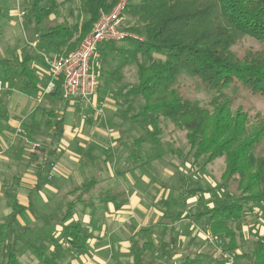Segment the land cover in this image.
Wrapping results in <instances>:
<instances>
[{"label": "crops", "instance_id": "0c3cea01", "mask_svg": "<svg viewBox=\"0 0 264 264\" xmlns=\"http://www.w3.org/2000/svg\"><path fill=\"white\" fill-rule=\"evenodd\" d=\"M59 9L53 15H60ZM63 13L74 17L71 10ZM53 15L47 25L34 23L40 30L30 38L21 6L0 11V63L19 66L10 73L0 65V225L14 208L20 210L9 232L18 264H220V258L234 264L225 259L229 252L223 253L226 233L216 232L202 214L238 199L200 210L203 177L189 191L190 178L171 166L173 160L168 164V154L175 152H168V137L158 122L139 115L145 102L137 88L102 83L95 105L65 100L61 88L43 95L47 65L19 43L36 42L31 51L42 48L50 57L68 54L70 43L48 50L41 36L50 27L73 24L79 14L57 23ZM101 49L104 55L115 53L108 46ZM14 52L31 57L32 80L21 74L23 61H14ZM208 190L212 198L219 195L211 186ZM74 226L81 232L72 238L67 229Z\"/></svg>", "mask_w": 264, "mask_h": 264}, {"label": "trees", "instance_id": "16d2710c", "mask_svg": "<svg viewBox=\"0 0 264 264\" xmlns=\"http://www.w3.org/2000/svg\"><path fill=\"white\" fill-rule=\"evenodd\" d=\"M51 1L46 6V0H31L35 26H41L60 6L75 0H64L61 5ZM116 2L85 0L82 11L86 20L81 22L78 15L73 24L50 27L41 40L53 51L70 43L71 53L90 33L101 12L111 11ZM128 11L138 25L127 31L144 37H126L104 46L111 48L125 64H137V93L145 102L140 116L153 122L161 116L187 131L196 161L203 157L206 163L220 157L226 159L225 179L237 178L241 196L236 202L202 216H209L216 232L224 230L232 235L226 223L238 224L245 206L264 202V155L258 153L264 143V117L258 114V125L248 129V113L242 109L233 113L230 109L236 97L216 104L214 112H210L198 102L184 99L172 86L185 74L197 79L207 91L223 95L244 90L264 99V0H139L136 4L130 0ZM245 38L260 43L261 49L236 52L233 48ZM118 43L123 46L118 47ZM140 58L147 60L141 62ZM30 62L31 57L23 61L21 74L32 80ZM0 65L10 73L19 67L9 62ZM19 213L14 208L0 225L2 264H18L9 232ZM67 232L73 238L81 229L74 226ZM254 258L253 264H264V239L254 251Z\"/></svg>", "mask_w": 264, "mask_h": 264}, {"label": "rangeland", "instance_id": "374dc122", "mask_svg": "<svg viewBox=\"0 0 264 264\" xmlns=\"http://www.w3.org/2000/svg\"><path fill=\"white\" fill-rule=\"evenodd\" d=\"M57 4H60L64 0H54ZM85 0H75L73 4H65L62 5L59 9L61 13H65L67 10L68 12L73 9L75 12H72L74 17H61L60 15H53L54 22H59L61 19L65 20V22H69V18H76L77 15H81V20H86L87 16L82 11V5ZM139 0H132L134 4L138 3ZM51 3H53L51 0H46V3H44L46 6H49ZM18 6H21L26 11V16L23 21V28L28 29V36L31 38V35L29 33L34 30H40L39 28L34 29V18L33 14L31 12V0H5L0 1V11H5V9H13L14 11L17 10ZM114 8V6H113ZM112 8V9H113ZM80 11V12H79ZM128 11V9H127ZM126 11V17L124 20V24L122 26L123 31H127L128 28L137 26V20L132 18L131 12ZM63 13V14H64ZM100 18V16H99ZM94 23V26L90 33L93 32L95 29L96 24L99 22V19ZM75 21V20H74ZM73 21V22H74ZM83 22V21H81ZM49 24V20L45 21L44 25ZM17 29V28H16ZM16 30L13 28V36L14 39L16 37L15 35ZM40 33V32H39ZM38 33V34H39ZM89 33V34H90ZM34 35V33H32ZM23 32L19 29L18 36L20 39H22ZM41 35V34H40ZM131 35L143 38V34L138 33H131ZM119 45L121 43H118ZM19 47L26 48L28 51L30 49V52L32 55H36V60L38 63L42 64L43 57V49H37L31 51V46L27 44V46L22 45V40L19 43ZM22 45V46H21ZM119 45H117L119 47ZM236 52L239 54H243L248 49L253 50H260L261 45L257 41H254L250 38H245L241 42H239L235 47L233 48ZM46 53V52H45ZM20 55L17 57V53L14 52V61H18V64L21 65V61H24L27 54L25 52L19 53ZM47 54V53H46ZM117 54H106L102 53V49L100 51V71H101V78H100V85L101 88L102 83L107 86L108 81L110 82L108 86H114V87H133V89H136L139 81H138V66L136 63L134 64H128L129 66H124L118 57ZM160 57V56H156ZM161 58V57H160ZM141 62L146 61L145 58L139 59ZM12 63H14L12 61ZM17 63V62H16ZM121 69H118L121 67ZM124 67V68H123ZM109 71H112L110 74V77H107V80H104V77L109 74ZM122 72L123 74H120ZM121 81H118L120 78ZM119 82H117V81ZM4 85V84H3ZM99 88V89H100ZM98 89V91H99ZM172 89H175L178 93L181 94V96L184 99H188L191 102H198L200 106L204 107L205 109H208L210 112H214L215 105L216 104H225L233 97H236V100L231 106V111L235 113L238 109H242V111L245 113H248V129H252L256 126L257 123H259L258 114L264 117V99L250 96L246 91L241 90L237 91L236 93L228 91L227 94L220 95L218 92L214 91H207L204 88L201 87L199 81L195 78H192L188 75L183 74L180 76L178 81L172 86ZM141 98V97H140ZM142 99V98H141ZM159 125V126H158ZM157 127L161 129V131L164 133L165 136L168 137V152H171L172 150L175 152L173 154H168V164L173 160L175 164H171V166L176 167L179 169V173L189 177V184L188 190L192 191L197 188V184L195 180H199L200 177H203L204 184L202 183L203 188H205L204 193H199L197 195L198 201L201 207V211L209 210V208H212V206L218 204V202H224L225 200H232V199H239L241 196V191L239 189V182L237 179H231L230 181L223 180L222 175L225 171V158L221 157L216 159V161L213 162V164H206V158L203 157L201 160L196 161L194 153L195 150L191 149V145L188 140V132L179 129L174 126V124L170 120H165L163 117L160 116V120L158 121ZM258 125V124H257ZM167 141V140H165ZM164 149H167V146L164 145ZM262 155H264V143L260 147V151L258 152ZM179 155V156H178ZM178 163V164H177ZM204 164V165H203ZM201 179V178H200ZM180 183H178V186ZM210 186L213 187L217 192H219V195L214 196L213 198L210 196L212 195L211 192H209L208 189H210ZM182 197L185 199V189L181 190ZM178 196V195H177ZM176 196V197H177ZM196 197V198H197ZM210 203V204H209ZM196 213V211H194ZM231 228L232 235L235 237L231 240V234H226L228 236H225L227 238V241L224 240V247L223 244L221 245L223 248V253L228 254L225 255V259H228L227 256L233 255L234 258V264H253L254 263V251H256L258 244L263 240V234H264V203H257V204H249L246 206V212L244 213V216L239 221L238 224H232L231 222H228ZM228 227V228H229ZM244 228V231L247 232L245 234L242 230ZM241 232V233H240ZM223 233H226L223 231ZM234 240V241H233ZM21 241H24V239H21ZM229 244V245H228ZM230 248V249H229ZM220 258V264H224V262ZM228 261V260H227ZM229 263V262H228Z\"/></svg>", "mask_w": 264, "mask_h": 264}, {"label": "built area", "instance_id": "2783aa9c", "mask_svg": "<svg viewBox=\"0 0 264 264\" xmlns=\"http://www.w3.org/2000/svg\"><path fill=\"white\" fill-rule=\"evenodd\" d=\"M130 0H117L114 8L109 12H101L100 20L92 33L88 34L80 46L69 54H56L53 57L42 55L47 65L49 83L43 95L51 94L61 88L65 100L80 99L89 105L98 104L97 95L100 85V49L109 42H118L126 37H135L122 26ZM138 38V37H135ZM30 46L37 48V43ZM4 85L0 82V93ZM103 112L100 111V114ZM209 241L214 243L212 237ZM222 245V242H219ZM230 263L234 261L233 255L227 256Z\"/></svg>", "mask_w": 264, "mask_h": 264}, {"label": "water", "instance_id": "95a60500", "mask_svg": "<svg viewBox=\"0 0 264 264\" xmlns=\"http://www.w3.org/2000/svg\"><path fill=\"white\" fill-rule=\"evenodd\" d=\"M36 150H44V149H41V148H39V147H36Z\"/></svg>", "mask_w": 264, "mask_h": 264}]
</instances>
